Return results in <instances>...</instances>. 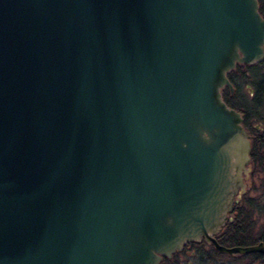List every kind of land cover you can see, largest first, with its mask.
I'll return each instance as SVG.
<instances>
[{"label": "water", "instance_id": "95a60500", "mask_svg": "<svg viewBox=\"0 0 264 264\" xmlns=\"http://www.w3.org/2000/svg\"><path fill=\"white\" fill-rule=\"evenodd\" d=\"M257 0H0V264H156L213 233L248 133L220 88Z\"/></svg>", "mask_w": 264, "mask_h": 264}, {"label": "rangeland", "instance_id": "374dc122", "mask_svg": "<svg viewBox=\"0 0 264 264\" xmlns=\"http://www.w3.org/2000/svg\"><path fill=\"white\" fill-rule=\"evenodd\" d=\"M257 4L262 7V10L264 12V0H257ZM240 69L242 70L243 75H245L246 80H256L259 77L264 76V53L261 60L256 61V63L251 65H242ZM239 80H243V79H239ZM251 93H252V87L250 86L249 82H244L237 88L236 94L232 99L238 106H240L241 109L247 110L246 113L248 117L250 115L249 112L252 113V110L254 108L253 103L251 101ZM263 101L264 99L262 100L261 104L256 107V110L258 111L261 117L257 120L250 118V120L248 121L249 125L251 126L248 129V132L251 134L249 139L253 137L255 134L257 133L259 134V132L263 129V124H264ZM255 147H256V152H255L256 158H254L253 161L247 162L246 164L247 170L243 173V180L245 182L244 194L249 197L250 203L251 205H253L251 207L255 209L252 210L254 212V218L251 225L253 226V228L255 227V229L250 233L251 238H255L258 237L259 235L264 234V226H262V223L264 224V209L262 208V204H264V173L262 170V162H261L264 158V144L258 143L256 144ZM241 255L242 254L238 252L233 253V255L220 254L217 255L214 259L218 263H222V264H236L238 261L241 262L242 260L250 261V259L248 258L250 254H244V256Z\"/></svg>", "mask_w": 264, "mask_h": 264}, {"label": "flooded vegetation", "instance_id": "af4514ba", "mask_svg": "<svg viewBox=\"0 0 264 264\" xmlns=\"http://www.w3.org/2000/svg\"><path fill=\"white\" fill-rule=\"evenodd\" d=\"M255 125V124H254ZM253 125V126H254ZM248 133V138L251 136V134L246 130ZM249 161V159H248ZM245 182L243 180V186L238 189L237 193L234 196V200L232 201L230 210L227 213V220L219 227V229L213 233L214 238L216 239L217 242L224 244V245H232V244H248L252 242H256L258 240H264V234L259 235L258 237L251 238L250 233L255 229L251 225L253 222L254 218V212L253 205L250 203V199L248 196L244 194ZM240 208L241 212L238 215L237 220L242 221L239 223V229H237V234H247L249 238L254 239L251 242H246V243H241V242H232V240H227V239H221L219 240L216 238V234H221V236H231L233 234V230H223V227L226 222L231 221L234 218V212L233 208ZM262 208L264 209V204H262ZM247 224V226H245ZM262 226L264 224L262 223ZM233 253H225V252H220L217 251L210 241L204 240L202 237H199L197 239H189V240H184L180 247L178 249L173 250L170 252L169 256L161 255L160 259L157 261L156 264H222L218 263L214 258L217 255L220 254H227V255H233ZM239 253V252H238ZM242 254L241 256H244V254H250L248 257L250 261H244L242 260L241 262H237L236 264H264V254L260 253L258 251H249V252H244L240 253ZM244 258V257H243Z\"/></svg>", "mask_w": 264, "mask_h": 264}, {"label": "trees", "instance_id": "16d2710c", "mask_svg": "<svg viewBox=\"0 0 264 264\" xmlns=\"http://www.w3.org/2000/svg\"><path fill=\"white\" fill-rule=\"evenodd\" d=\"M258 11L260 14L264 17V12L262 10V7L258 5ZM256 62H251L249 63H235L232 68L227 70L226 76L229 79L231 85H232V92H230L227 88V86H223L220 88V93L221 97L224 100V102L227 105H230L234 107L235 109L239 110L242 115V125L244 128L247 130L251 127L248 123V121L251 119L257 120L261 116L259 115L258 111L256 110V107L261 104L262 100L264 99V76L259 77L256 80H246L245 75H243L242 70L240 67L242 65H251ZM241 70V71H240ZM243 79V80H239ZM244 82H249L250 86L252 87V93H251V101L253 103V110L252 113L249 112V117L247 116V110L241 109L240 106H238L232 99L234 98V95L236 94L237 88L243 84ZM264 102V101H263ZM249 111V110H248ZM258 143H263L264 144V124H263V129L259 132V134H255L253 137L249 139V161H253L255 157V152H256V144ZM262 162V170L264 173V158L261 161ZM233 210H235L234 218L231 221H228L225 223L223 230H233V234L231 236H221V234H216V238L219 240L221 239H227V240H232V242H241V243H246V242H251L254 239L249 238L247 234H237V229H239V223L242 225L241 220H237L238 215L241 212V209L238 207H234ZM247 226V224L245 225Z\"/></svg>", "mask_w": 264, "mask_h": 264}]
</instances>
